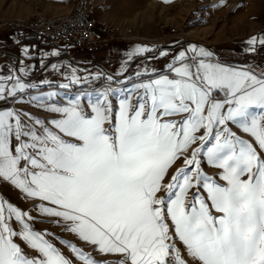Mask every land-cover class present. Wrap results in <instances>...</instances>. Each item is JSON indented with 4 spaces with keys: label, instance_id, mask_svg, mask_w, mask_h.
I'll return each instance as SVG.
<instances>
[{
    "label": "snow or ice",
    "instance_id": "obj_1",
    "mask_svg": "<svg viewBox=\"0 0 264 264\" xmlns=\"http://www.w3.org/2000/svg\"><path fill=\"white\" fill-rule=\"evenodd\" d=\"M212 56L192 46L167 73L63 104L33 96L51 119L0 110V180L116 264H264V73ZM29 87L0 82V100ZM34 220L0 199V264H73Z\"/></svg>",
    "mask_w": 264,
    "mask_h": 264
},
{
    "label": "rangeland",
    "instance_id": "obj_2",
    "mask_svg": "<svg viewBox=\"0 0 264 264\" xmlns=\"http://www.w3.org/2000/svg\"><path fill=\"white\" fill-rule=\"evenodd\" d=\"M72 0H0V11L5 8L17 9L19 12H25V15L31 14L35 5L41 6L47 13L51 10L56 12H65L70 10ZM105 5L115 20V25L121 28L130 29L132 37L141 36L144 38L159 39L163 42V35L160 34L159 25L168 24L176 28V33L170 35L163 45L173 42L188 41L195 43V47L204 48L213 53L222 46L233 49L238 47V42L247 38L250 32L264 25V0H97ZM170 33V34H168ZM170 35V36H169ZM236 44V45H235ZM215 53V52H214ZM73 56L75 53H72ZM229 54H231L229 56ZM239 53L228 50L229 58L233 55L235 59H241ZM105 74V73H103ZM97 77V81H87L86 83H70L67 91L57 94L51 100L47 99V94L35 97L43 98L44 102L66 103L69 98L79 93L96 94L106 89L120 90L124 87H131L132 83L141 82L145 78L128 77L124 80L110 79V77ZM159 74V72L157 73ZM49 94V93H48ZM28 96L23 98L20 106L24 114L34 119L46 120L53 118L44 108L40 107L41 100L33 101ZM27 119V117H25ZM238 135L248 139V135L239 132ZM181 162H178L177 166ZM204 171L209 176H214L216 169L202 164ZM174 169L170 170L171 175ZM163 195V193H161ZM8 198L9 196L6 195ZM38 201L26 199L24 194L21 200L16 204L23 211L29 212L35 220L33 227L37 231L47 232V236L61 252L73 261V264H83L75 258L71 249L66 245L74 244L84 252L90 254L99 264H116V261L122 259L118 254H101L94 246L81 241L75 234L66 230L65 223L59 218L41 215L35 208ZM182 255L186 259L183 246Z\"/></svg>",
    "mask_w": 264,
    "mask_h": 264
},
{
    "label": "crops",
    "instance_id": "obj_3",
    "mask_svg": "<svg viewBox=\"0 0 264 264\" xmlns=\"http://www.w3.org/2000/svg\"><path fill=\"white\" fill-rule=\"evenodd\" d=\"M74 4L75 0H72L70 9ZM36 8L43 9L35 5L31 13ZM58 10L59 8L51 10L48 14L59 13L56 12ZM25 13L26 11L19 12L17 9L5 8L0 11V20L20 17ZM97 17L115 23L111 12L107 9L98 12ZM20 34V30L17 29L0 28V82L10 89L16 79H19L34 87L27 88L23 93H17L15 97L6 95L5 99L0 100V110L15 109L22 114L24 112L20 102L23 98L55 92L62 94L67 88L61 85L69 86L70 83L80 85L92 80L96 82L97 77L102 76L103 73L105 77L116 80L138 77L137 74H141L139 78H145L148 74L167 73V65L172 62L174 56L180 51L195 46L193 42L179 41L167 44L161 49L157 39L136 35L132 38L113 40L105 49L91 53L79 47H53L44 38L21 40ZM253 37H264V25L238 42L236 49L222 46L218 51H214L212 59L232 68L249 70L257 75L264 73V45L259 42L250 45L248 41ZM137 47H146L152 51L130 57L129 54ZM228 50L238 52L242 60L235 59L233 55L230 58L226 56ZM72 53L75 55L73 56ZM6 195L9 197L7 198ZM22 195L23 193L10 183L0 180V199L16 206Z\"/></svg>",
    "mask_w": 264,
    "mask_h": 264
},
{
    "label": "built area",
    "instance_id": "obj_4",
    "mask_svg": "<svg viewBox=\"0 0 264 264\" xmlns=\"http://www.w3.org/2000/svg\"><path fill=\"white\" fill-rule=\"evenodd\" d=\"M104 9L105 5L97 0H75L74 6L65 12L49 15L45 10L36 8L31 14L1 19L0 28L20 30L21 40L44 38L53 47H79L94 53L105 49L113 40L132 38L130 29L97 17V13ZM159 31L165 42L167 32L172 35L177 30L168 24H160ZM163 42L160 36L158 43L161 49L165 46Z\"/></svg>",
    "mask_w": 264,
    "mask_h": 264
},
{
    "label": "trees",
    "instance_id": "obj_5",
    "mask_svg": "<svg viewBox=\"0 0 264 264\" xmlns=\"http://www.w3.org/2000/svg\"><path fill=\"white\" fill-rule=\"evenodd\" d=\"M263 48H264V46H263Z\"/></svg>",
    "mask_w": 264,
    "mask_h": 264
}]
</instances>
